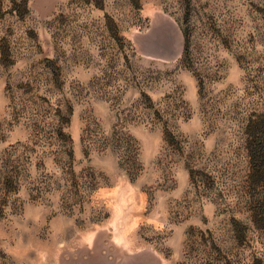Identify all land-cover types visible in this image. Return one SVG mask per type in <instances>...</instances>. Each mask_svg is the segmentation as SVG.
Listing matches in <instances>:
<instances>
[{
    "label": "rangeland",
    "instance_id": "1",
    "mask_svg": "<svg viewBox=\"0 0 264 264\" xmlns=\"http://www.w3.org/2000/svg\"><path fill=\"white\" fill-rule=\"evenodd\" d=\"M262 113L264 0H0V264H264Z\"/></svg>",
    "mask_w": 264,
    "mask_h": 264
},
{
    "label": "trees",
    "instance_id": "2",
    "mask_svg": "<svg viewBox=\"0 0 264 264\" xmlns=\"http://www.w3.org/2000/svg\"><path fill=\"white\" fill-rule=\"evenodd\" d=\"M249 174L247 188L252 209L251 222L264 232V113L255 114L246 121L244 128Z\"/></svg>",
    "mask_w": 264,
    "mask_h": 264
}]
</instances>
